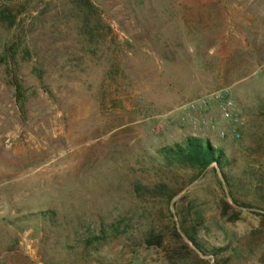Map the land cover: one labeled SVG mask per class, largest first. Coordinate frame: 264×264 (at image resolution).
Returning <instances> with one entry per match:
<instances>
[{
    "label": "rangeland",
    "instance_id": "rangeland-1",
    "mask_svg": "<svg viewBox=\"0 0 264 264\" xmlns=\"http://www.w3.org/2000/svg\"><path fill=\"white\" fill-rule=\"evenodd\" d=\"M221 88L223 171L161 156ZM0 264H264V0H0Z\"/></svg>",
    "mask_w": 264,
    "mask_h": 264
},
{
    "label": "built area",
    "instance_id": "built-area-1",
    "mask_svg": "<svg viewBox=\"0 0 264 264\" xmlns=\"http://www.w3.org/2000/svg\"><path fill=\"white\" fill-rule=\"evenodd\" d=\"M175 113L172 122L191 138L208 143L212 138L220 142H237L241 138L243 119L229 88L188 101ZM165 118L164 124H170Z\"/></svg>",
    "mask_w": 264,
    "mask_h": 264
},
{
    "label": "trees",
    "instance_id": "trees-1",
    "mask_svg": "<svg viewBox=\"0 0 264 264\" xmlns=\"http://www.w3.org/2000/svg\"><path fill=\"white\" fill-rule=\"evenodd\" d=\"M159 154L165 158H171L180 164L192 167L199 173L211 166L217 167L222 172L227 164L221 151L211 147L208 142L204 143L202 140L191 137L185 138L182 144L160 149ZM225 206L228 207L226 204ZM184 236L190 245L201 253V249L195 240L186 233H184ZM177 238L181 239L178 235ZM97 240L100 241L101 239Z\"/></svg>",
    "mask_w": 264,
    "mask_h": 264
}]
</instances>
